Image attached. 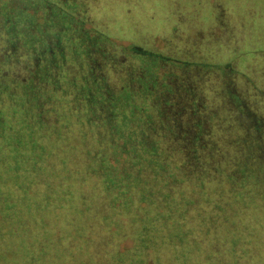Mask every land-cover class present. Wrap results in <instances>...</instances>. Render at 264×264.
<instances>
[{"label": "trees", "instance_id": "obj_1", "mask_svg": "<svg viewBox=\"0 0 264 264\" xmlns=\"http://www.w3.org/2000/svg\"><path fill=\"white\" fill-rule=\"evenodd\" d=\"M91 8L0 0V264H264L252 58L117 44Z\"/></svg>", "mask_w": 264, "mask_h": 264}, {"label": "rangeland", "instance_id": "obj_2", "mask_svg": "<svg viewBox=\"0 0 264 264\" xmlns=\"http://www.w3.org/2000/svg\"><path fill=\"white\" fill-rule=\"evenodd\" d=\"M89 15L90 28L117 44L214 64L250 57L247 70L264 85V0H97ZM236 82L250 98L249 79Z\"/></svg>", "mask_w": 264, "mask_h": 264}]
</instances>
